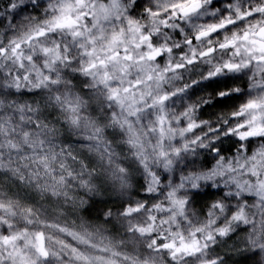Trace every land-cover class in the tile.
Returning <instances> with one entry per match:
<instances>
[{"label": "clouds", "instance_id": "obj_1", "mask_svg": "<svg viewBox=\"0 0 264 264\" xmlns=\"http://www.w3.org/2000/svg\"><path fill=\"white\" fill-rule=\"evenodd\" d=\"M0 264H264V0H0Z\"/></svg>", "mask_w": 264, "mask_h": 264}]
</instances>
